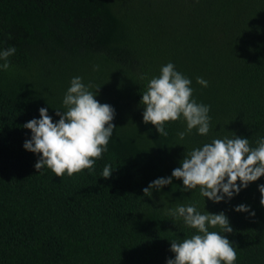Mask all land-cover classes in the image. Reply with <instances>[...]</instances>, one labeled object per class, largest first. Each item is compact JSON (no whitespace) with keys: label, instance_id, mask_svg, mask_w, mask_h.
<instances>
[{"label":"trees","instance_id":"obj_1","mask_svg":"<svg viewBox=\"0 0 264 264\" xmlns=\"http://www.w3.org/2000/svg\"><path fill=\"white\" fill-rule=\"evenodd\" d=\"M13 45L0 70V264H165L170 241L194 231L166 209L203 210V198L182 191L179 178L151 197L143 187L213 136L264 135V0H0V48ZM169 61L210 105L207 136L193 129L181 140L182 121L165 122L168 135H159L142 121L141 92ZM76 75L114 107L116 128L94 171L56 176L34 168L23 124L42 106L58 119ZM260 183L264 176L231 199L204 200L229 217L235 264H264ZM240 203L255 214L235 211Z\"/></svg>","mask_w":264,"mask_h":264},{"label":"clouds","instance_id":"obj_2","mask_svg":"<svg viewBox=\"0 0 264 264\" xmlns=\"http://www.w3.org/2000/svg\"><path fill=\"white\" fill-rule=\"evenodd\" d=\"M15 51L14 45L0 48V70L9 69L8 58ZM196 81L202 86L208 84L200 76ZM191 84V79L177 70L173 62L161 65L159 74L151 76L141 92L142 121L154 125L159 135H168L165 122L182 121L183 130L177 132L181 140L193 129L197 134L207 136L212 128L210 105L196 100ZM61 104V108H54L58 119L54 120L48 107L42 106L38 109V117L23 124L30 130V136L23 141L22 147L38 154L34 168L39 171L47 167L56 176L72 175L82 169L94 171L96 159L107 151L116 128L112 123L115 109L96 99V91L79 75L70 78ZM112 170L106 163L101 176L109 177ZM261 176H264V135H258L250 143L249 137L232 133L231 136H213L188 149L170 175L149 181L142 189L148 197L152 196L153 189L159 190L173 178H179L182 191L197 189L203 198V210L194 202L170 203L172 206L166 209L171 217L182 220L194 231L182 239L170 241L169 250L174 255L166 258L165 264H235L236 248L224 235L233 231L229 217L224 211H207L204 200L231 199ZM257 188L260 203L264 205V183L258 184ZM234 210L255 214L244 203L235 205Z\"/></svg>","mask_w":264,"mask_h":264}]
</instances>
